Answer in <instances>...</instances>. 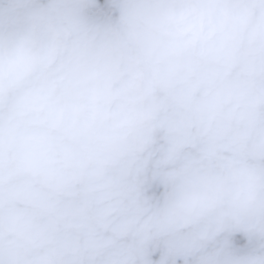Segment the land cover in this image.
I'll return each instance as SVG.
<instances>
[{"label":"water","instance_id":"obj_1","mask_svg":"<svg viewBox=\"0 0 264 264\" xmlns=\"http://www.w3.org/2000/svg\"><path fill=\"white\" fill-rule=\"evenodd\" d=\"M0 264H264V0H0Z\"/></svg>","mask_w":264,"mask_h":264}]
</instances>
